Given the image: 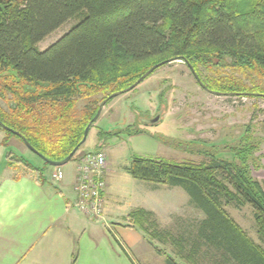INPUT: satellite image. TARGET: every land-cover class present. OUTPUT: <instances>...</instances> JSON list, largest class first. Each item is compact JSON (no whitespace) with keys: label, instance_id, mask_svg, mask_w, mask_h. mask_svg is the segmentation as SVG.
I'll return each instance as SVG.
<instances>
[{"label":"trees","instance_id":"trees-1","mask_svg":"<svg viewBox=\"0 0 264 264\" xmlns=\"http://www.w3.org/2000/svg\"><path fill=\"white\" fill-rule=\"evenodd\" d=\"M72 19L78 22L68 33L40 50ZM174 60L191 65L220 95L264 94V0H0V122L47 160L61 162L82 142L103 101ZM202 69L215 76L203 77ZM81 101H87L82 110ZM0 131L7 136L2 144L24 143ZM107 134L100 131V143ZM254 139L247 130L229 148L231 158L197 149L206 158L201 163L133 157L132 178L182 189L203 215L188 236L176 238L151 231L152 212L128 216L131 226L176 248L179 257L167 256L166 264H264V183L253 176L262 141ZM18 162L46 181L44 167ZM229 206L252 208L262 245Z\"/></svg>","mask_w":264,"mask_h":264},{"label":"rangeland","instance_id":"rangeland-1","mask_svg":"<svg viewBox=\"0 0 264 264\" xmlns=\"http://www.w3.org/2000/svg\"><path fill=\"white\" fill-rule=\"evenodd\" d=\"M77 22L78 19H72L48 36L39 44L40 50L44 51L56 43ZM201 71L203 77L215 76L209 71ZM86 103L81 101L78 108L82 110ZM0 104L5 106L2 102ZM157 118L160 119L157 123L146 122ZM101 130L108 132L102 143L98 137ZM247 130L254 135L255 142L262 141L257 151V156L261 158L254 167L253 176L264 183V98L214 94L200 85L184 61L174 60L153 72L135 90L110 100L94 123L87 141L66 165L45 167L44 160L18 139H11L9 145L2 144L7 136L0 131V183L5 178L31 171L18 162L24 158L32 166L42 170L45 168V182L59 186L66 180L64 169L68 165L76 163L87 153L102 151L108 158L109 168L105 174L108 196L105 195L103 199L102 210L83 213L75 205L77 199L74 193L73 206L78 212L93 222L106 220L104 227L134 228L128 216L144 209L153 214L151 221L156 225L151 231L170 232L175 238L188 236L190 229L203 219V215L189 203V197L182 189L155 186L132 178L127 169L133 157L165 159L177 164L201 163L206 158L198 154L197 149H206L219 152L221 157L231 158L229 148L235 146ZM99 143L103 144L101 150H98ZM59 171L65 176L58 182L54 175ZM107 197L111 208L107 206ZM226 210L255 243L262 245L256 233L251 207L237 209L229 206ZM110 214L113 216L110 217ZM139 232L153 250H162V259L158 256L157 264H166L167 256L179 257L170 242L162 244L142 230ZM152 264H155V260Z\"/></svg>","mask_w":264,"mask_h":264},{"label":"crops","instance_id":"crops-1","mask_svg":"<svg viewBox=\"0 0 264 264\" xmlns=\"http://www.w3.org/2000/svg\"><path fill=\"white\" fill-rule=\"evenodd\" d=\"M75 168L64 169L59 186L39 183L31 171L0 183V264H157L161 254L137 228L110 229L78 212Z\"/></svg>","mask_w":264,"mask_h":264},{"label":"built area","instance_id":"built-area-1","mask_svg":"<svg viewBox=\"0 0 264 264\" xmlns=\"http://www.w3.org/2000/svg\"><path fill=\"white\" fill-rule=\"evenodd\" d=\"M76 176L73 190L76 196V207L83 213L102 210L103 199L107 195L108 158L104 152L87 153L76 163ZM64 173L54 175L58 182L63 180Z\"/></svg>","mask_w":264,"mask_h":264},{"label":"water","instance_id":"water-1","mask_svg":"<svg viewBox=\"0 0 264 264\" xmlns=\"http://www.w3.org/2000/svg\"><path fill=\"white\" fill-rule=\"evenodd\" d=\"M171 61H166V62H163L157 66H155L154 68H152L150 71H148L143 77H141L132 87H130L129 89L127 90H124L122 92H118V93H114L112 94L110 97H108L105 101H103V103L100 105L99 107V110L95 116V118L92 120V122L88 125V127L86 128L85 130V135H84V138L82 140V142L73 150V152L63 161L61 162H52L51 165H55V166H63V165H66L67 163H69L70 161H72V159L75 157V155L77 154L79 148L81 147V145H83L86 141H87V138H88V135H89V132H90V129H91V126L99 119L101 113H102V110L103 108L105 107V105L113 98L115 97H118L122 94H125V93H128L130 91H132L133 89H135L136 87H138L141 83H143L153 72H155L157 69H159L160 67L164 66L165 64L169 63ZM191 72L193 73V75L195 76V78L197 79V81L200 83V85L202 87H204L205 89H207L208 91L214 93V94H219L220 93H217V92H213L211 90H209L208 88L205 87V85L203 84V82L201 81L199 75L197 74V72L194 70V68L190 65L189 66ZM255 96H258V97H263L264 98V94H255ZM160 119L157 118L155 120H151V121H146V122H150L152 124L154 123H157ZM0 127L6 131H9L11 133H13L14 135L18 136L19 138H21L25 144V146L30 150L32 151V153L36 154L38 157H40L41 159H43L44 161H47L49 162V160H47L44 156H42L39 152H37L26 140L25 138L17 133V132H14L13 130H10L9 128H7L3 123L0 122Z\"/></svg>","mask_w":264,"mask_h":264},{"label":"flooded vegetation","instance_id":"flooded-vegetation-1","mask_svg":"<svg viewBox=\"0 0 264 264\" xmlns=\"http://www.w3.org/2000/svg\"><path fill=\"white\" fill-rule=\"evenodd\" d=\"M80 149H81V147L79 148V150H80ZM79 150H78V151H79ZM77 153H78V152H77ZM35 155H36V154H35ZM44 162H45V161H44ZM45 163H47L48 165L51 166L52 161H49V162L46 161Z\"/></svg>","mask_w":264,"mask_h":264}]
</instances>
